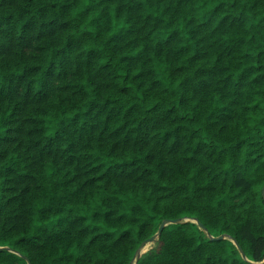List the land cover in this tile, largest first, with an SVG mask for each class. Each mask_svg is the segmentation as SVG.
<instances>
[{
	"label": "trees",
	"instance_id": "1",
	"mask_svg": "<svg viewBox=\"0 0 264 264\" xmlns=\"http://www.w3.org/2000/svg\"><path fill=\"white\" fill-rule=\"evenodd\" d=\"M263 186L264 0H0V264H259Z\"/></svg>",
	"mask_w": 264,
	"mask_h": 264
},
{
	"label": "water",
	"instance_id": "2",
	"mask_svg": "<svg viewBox=\"0 0 264 264\" xmlns=\"http://www.w3.org/2000/svg\"><path fill=\"white\" fill-rule=\"evenodd\" d=\"M262 195H263V197H264V186H263V188H262ZM187 221H189L188 218H187V219H180V218H177V219H172V220H171V219H165V220H163V221L161 222V224L159 225L156 234L153 235V236H151L150 238L146 239L145 241H143V242L139 245V247H138V249H137V251H136V255H135V258H134L132 264H136V263H137L138 258L140 257V254L142 253V251H143L144 249H146L148 243H151V242L156 241V240L160 237L162 230H163L167 225H169V224H175V223H181V222H187ZM192 221L195 222V223H196V224H197L202 230H205L204 226H203V225H202L197 219H192ZM209 237H210V239H212V240H222V239H224V236H223V235H220V236H218V237H213V236H209ZM235 245L237 246V249L239 250V252L241 253V255L244 256V252H243L242 248H241L239 245H237L236 243H235ZM259 264H264V259H263V261H262L261 263H259Z\"/></svg>",
	"mask_w": 264,
	"mask_h": 264
}]
</instances>
